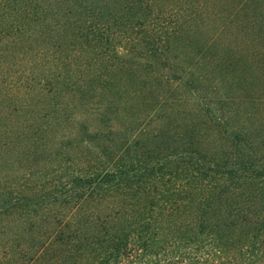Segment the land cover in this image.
Instances as JSON below:
<instances>
[{
	"label": "rangeland",
	"instance_id": "374dc122",
	"mask_svg": "<svg viewBox=\"0 0 264 264\" xmlns=\"http://www.w3.org/2000/svg\"><path fill=\"white\" fill-rule=\"evenodd\" d=\"M52 1L34 0L29 19L0 30V264L230 262L246 232H223V251L209 249L195 241L190 206L152 212L157 232H142V250L129 223L138 212L118 211L145 200L133 165L184 159L190 147L216 163L241 145L264 146V0H178L161 30L136 19L166 0L139 10L93 0L94 19L115 33L92 52L81 36L92 0H57L62 7L46 13ZM114 162L127 171L116 192L67 203L68 173Z\"/></svg>",
	"mask_w": 264,
	"mask_h": 264
},
{
	"label": "trees",
	"instance_id": "16d2710c",
	"mask_svg": "<svg viewBox=\"0 0 264 264\" xmlns=\"http://www.w3.org/2000/svg\"><path fill=\"white\" fill-rule=\"evenodd\" d=\"M55 1L57 0L50 2L49 6L56 5V7L46 8V13L56 12L62 7L63 3ZM65 1L71 2V0ZM74 1L80 6H87L85 4L87 0ZM177 2L178 0L176 2L166 0L160 6L162 8L158 10L159 13H151L146 8L142 11L140 18L136 19L140 20V23L136 25L146 23V25L142 24L145 28L155 25V28L161 30L166 17L174 16L173 11ZM148 3V0H132V5L140 6L138 10L143 7V4ZM88 6L93 9L85 8L83 12H89L92 17L85 18L81 24L83 29L81 36H84L85 42L92 46L90 50L92 52L94 47L101 46L104 40L111 41V35L115 32L108 26L110 29L108 34V28L94 19L97 6L95 1L92 0ZM33 7L34 0H0V11L3 12L0 30L4 29L3 31L8 33L13 25L20 24L24 18L29 19V9ZM114 16L118 18L117 15ZM117 20L116 22H121L119 18ZM129 22L132 23L123 24L124 33L132 28L135 19L132 17V21ZM262 145L259 141L248 143L247 146L241 145L240 150L225 154L224 159L217 160L216 163L213 159H204L206 156L202 155L198 148L190 147L184 159L173 160L165 157L162 160L142 163L140 167L133 165L134 191L142 193L145 200L142 204L132 203V207H122L118 212L126 215L138 212L132 214V219L129 220L132 225L134 248L141 250L148 248L147 239L150 235H143L142 232H157V226L152 221L156 218H151L152 212L160 213L161 218L162 214L169 210L173 212L190 206L198 214L195 232L200 234L195 241H200L209 249L223 251L225 246L221 239L223 232L228 234L246 232V238L242 241L243 246L239 243L231 245L238 249V252L230 256L231 261H220L218 264H254V261L257 262L255 264H264V146ZM146 156L138 162L145 161ZM147 160L149 161L148 158ZM113 164H115L113 168L109 169L78 166V170L68 173L69 187L63 189L67 203L89 194H101L108 190L116 192L115 187L118 186L123 175H127V171L121 164L117 165L115 162ZM5 193L10 194L13 201L23 198V194H20L18 190L14 192L9 189L5 190ZM161 226L164 225L160 221ZM124 229V225L120 227L121 232ZM123 250L129 253L132 251V244ZM119 252L121 251L117 250L116 254Z\"/></svg>",
	"mask_w": 264,
	"mask_h": 264
}]
</instances>
